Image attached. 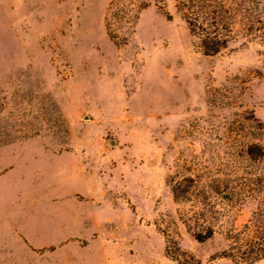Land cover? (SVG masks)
<instances>
[{"label":"rangeland","instance_id":"1","mask_svg":"<svg viewBox=\"0 0 264 264\" xmlns=\"http://www.w3.org/2000/svg\"><path fill=\"white\" fill-rule=\"evenodd\" d=\"M178 5L0 0V264H237L259 235L264 48L206 55Z\"/></svg>","mask_w":264,"mask_h":264},{"label":"trees","instance_id":"2","mask_svg":"<svg viewBox=\"0 0 264 264\" xmlns=\"http://www.w3.org/2000/svg\"><path fill=\"white\" fill-rule=\"evenodd\" d=\"M178 8L186 12L184 19L206 55L220 53L239 37L244 38L243 45L255 42L264 48V0H179ZM247 153L264 156V147L250 145ZM263 213H257L254 219L261 228L259 235L229 255L237 264H256L264 259ZM213 234L209 228L207 233L196 232L194 236L203 242ZM193 263L185 260L181 264Z\"/></svg>","mask_w":264,"mask_h":264},{"label":"water","instance_id":"3","mask_svg":"<svg viewBox=\"0 0 264 264\" xmlns=\"http://www.w3.org/2000/svg\"><path fill=\"white\" fill-rule=\"evenodd\" d=\"M112 143H114V141H112Z\"/></svg>","mask_w":264,"mask_h":264}]
</instances>
